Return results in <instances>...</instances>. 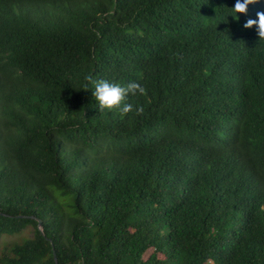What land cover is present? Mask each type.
Returning <instances> with one entry per match:
<instances>
[{"label": "trees", "instance_id": "obj_1", "mask_svg": "<svg viewBox=\"0 0 264 264\" xmlns=\"http://www.w3.org/2000/svg\"><path fill=\"white\" fill-rule=\"evenodd\" d=\"M234 3L0 0V237L31 228L0 264H264V0ZM98 79L146 93L99 111Z\"/></svg>", "mask_w": 264, "mask_h": 264}, {"label": "clouds", "instance_id": "obj_2", "mask_svg": "<svg viewBox=\"0 0 264 264\" xmlns=\"http://www.w3.org/2000/svg\"><path fill=\"white\" fill-rule=\"evenodd\" d=\"M254 2L256 0H235L229 15L233 19H238V14L245 13L247 6ZM253 25H255L258 37L264 39V12H257L256 19L247 20L243 26L251 28ZM92 84V95L98 106V110H111L113 107H118L122 115L132 111V104L126 102L129 95L135 96L137 93L144 95L146 93L145 87L135 82L122 85L121 83H112L105 79H98L92 82ZM136 111H141L139 106L136 107Z\"/></svg>", "mask_w": 264, "mask_h": 264}, {"label": "rangeland", "instance_id": "obj_3", "mask_svg": "<svg viewBox=\"0 0 264 264\" xmlns=\"http://www.w3.org/2000/svg\"><path fill=\"white\" fill-rule=\"evenodd\" d=\"M30 236H31V228L28 229L26 228L22 232L14 235H2L0 237V252L5 245L15 242H21L22 240Z\"/></svg>", "mask_w": 264, "mask_h": 264}, {"label": "water", "instance_id": "obj_4", "mask_svg": "<svg viewBox=\"0 0 264 264\" xmlns=\"http://www.w3.org/2000/svg\"><path fill=\"white\" fill-rule=\"evenodd\" d=\"M39 230L41 231V227H40V225H39ZM53 259H54V264H58L55 254H54V256H53Z\"/></svg>", "mask_w": 264, "mask_h": 264}]
</instances>
